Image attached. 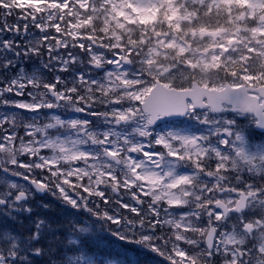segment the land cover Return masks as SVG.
Returning a JSON list of instances; mask_svg holds the SVG:
<instances>
[{"label": "snow or ice", "instance_id": "obj_1", "mask_svg": "<svg viewBox=\"0 0 264 264\" xmlns=\"http://www.w3.org/2000/svg\"><path fill=\"white\" fill-rule=\"evenodd\" d=\"M0 264H264V0H0Z\"/></svg>", "mask_w": 264, "mask_h": 264}]
</instances>
